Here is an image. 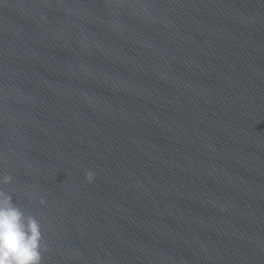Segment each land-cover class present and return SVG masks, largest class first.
<instances>
[{
	"label": "water",
	"instance_id": "obj_1",
	"mask_svg": "<svg viewBox=\"0 0 264 264\" xmlns=\"http://www.w3.org/2000/svg\"><path fill=\"white\" fill-rule=\"evenodd\" d=\"M0 176L42 264H264V0H0Z\"/></svg>",
	"mask_w": 264,
	"mask_h": 264
},
{
	"label": "clouds",
	"instance_id": "obj_2",
	"mask_svg": "<svg viewBox=\"0 0 264 264\" xmlns=\"http://www.w3.org/2000/svg\"><path fill=\"white\" fill-rule=\"evenodd\" d=\"M85 178L91 183L94 172L89 171ZM11 182V176H0V185ZM42 239L40 222L26 215L12 196L0 189V264H42Z\"/></svg>",
	"mask_w": 264,
	"mask_h": 264
}]
</instances>
